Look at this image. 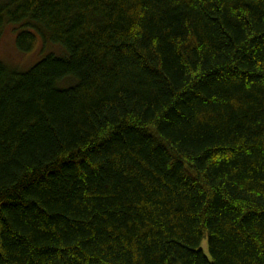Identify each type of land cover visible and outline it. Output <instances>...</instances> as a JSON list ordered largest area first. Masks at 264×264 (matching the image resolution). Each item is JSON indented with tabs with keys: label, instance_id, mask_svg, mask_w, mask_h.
Returning <instances> with one entry per match:
<instances>
[{
	"label": "trees",
	"instance_id": "trees-1",
	"mask_svg": "<svg viewBox=\"0 0 264 264\" xmlns=\"http://www.w3.org/2000/svg\"><path fill=\"white\" fill-rule=\"evenodd\" d=\"M6 26L50 53L0 60V264H264V0H0Z\"/></svg>",
	"mask_w": 264,
	"mask_h": 264
},
{
	"label": "rangeland",
	"instance_id": "rangeland-1",
	"mask_svg": "<svg viewBox=\"0 0 264 264\" xmlns=\"http://www.w3.org/2000/svg\"><path fill=\"white\" fill-rule=\"evenodd\" d=\"M17 33L13 26H6L0 37V60L21 71H28L50 53L41 37L38 38L37 48L31 53L19 51L16 43ZM58 46L50 50L60 52ZM207 245L205 243L204 247Z\"/></svg>",
	"mask_w": 264,
	"mask_h": 264
}]
</instances>
